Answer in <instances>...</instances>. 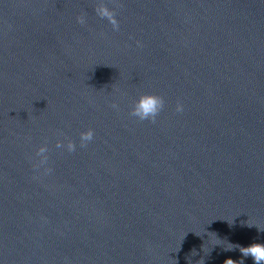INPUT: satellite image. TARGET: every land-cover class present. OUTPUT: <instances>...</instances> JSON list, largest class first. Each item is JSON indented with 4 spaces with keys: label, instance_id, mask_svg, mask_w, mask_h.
<instances>
[{
    "label": "water",
    "instance_id": "95a60500",
    "mask_svg": "<svg viewBox=\"0 0 264 264\" xmlns=\"http://www.w3.org/2000/svg\"><path fill=\"white\" fill-rule=\"evenodd\" d=\"M251 243L264 0H0V264H252Z\"/></svg>",
    "mask_w": 264,
    "mask_h": 264
},
{
    "label": "clouds",
    "instance_id": "9594fccd",
    "mask_svg": "<svg viewBox=\"0 0 264 264\" xmlns=\"http://www.w3.org/2000/svg\"><path fill=\"white\" fill-rule=\"evenodd\" d=\"M107 15V13H104ZM78 22H83L82 20H79ZM163 99L156 95L151 94H141L139 95L136 100L133 102L131 106V112L130 115L138 118L139 120H150L154 121L158 113L163 107ZM113 108H116V105H112ZM176 111L180 112L182 111V106L180 104H177ZM93 138V132L91 129L87 130L86 132H83L80 134V141L81 146L83 147L85 142L91 141ZM57 147H61L59 143H57ZM67 149L69 151L74 150V145L71 142H68L66 145ZM47 151V148L44 146H41L37 150V155L41 157L40 163L43 164L46 161V156L44 155ZM45 171H48V169H45ZM199 236V235H197ZM218 245V244H213ZM234 247L231 248H225V250H232ZM236 248L239 249V252L241 253L242 257H251L252 264H264V243H251L246 247H241L239 245H236ZM224 264H234V261L232 259H226L224 261ZM239 264H244L243 260L239 262Z\"/></svg>",
    "mask_w": 264,
    "mask_h": 264
}]
</instances>
